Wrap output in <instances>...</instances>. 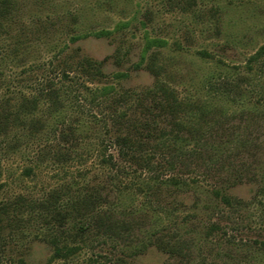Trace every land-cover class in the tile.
Wrapping results in <instances>:
<instances>
[{
  "label": "rangeland",
  "instance_id": "obj_1",
  "mask_svg": "<svg viewBox=\"0 0 264 264\" xmlns=\"http://www.w3.org/2000/svg\"><path fill=\"white\" fill-rule=\"evenodd\" d=\"M0 7V111L70 73L55 84L62 108L41 100L0 133V251L11 264H264V55L249 61L264 47V0ZM125 134L133 158L111 144ZM53 194L61 216L42 217ZM88 194L91 215L72 206ZM62 236L79 251L52 262L49 240Z\"/></svg>",
  "mask_w": 264,
  "mask_h": 264
},
{
  "label": "trees",
  "instance_id": "obj_2",
  "mask_svg": "<svg viewBox=\"0 0 264 264\" xmlns=\"http://www.w3.org/2000/svg\"><path fill=\"white\" fill-rule=\"evenodd\" d=\"M3 12H5V10L3 8L0 7V16L3 15ZM104 34V33H102ZM100 34H98L97 36H99ZM148 49V48H147ZM146 49V50H147ZM203 55H205V53H203ZM262 55H264V47H261L259 50H257L255 52V54L249 59V61H257ZM87 65H82L83 68H88V65H90V63L88 61ZM83 72H86V74L88 73V70L85 71V69H83ZM99 72V71H97ZM68 74H70L69 72L61 69L60 70V74H58V76H56V78H58V81H50L48 82V84L45 85V87H43L40 91H39V95L32 97L31 99L28 98H22L18 105V110L16 112H14L13 114L8 112L5 107L2 108V111H0V133L4 134L8 131V129L10 128V124H14L16 121H20L25 119L26 117L30 116L34 110L37 108L39 102L41 100H43L47 106H49L50 109H53L54 112L58 111L59 108L63 107L64 105V99L65 95L67 96V94H65L64 90L61 91V86H56L55 84H63L65 80H68ZM91 76V75H90ZM118 78H122L121 76H117ZM82 86L84 89L88 90V87H85V85H80ZM112 89L111 88H104L101 90H97L95 92H92L90 94V98L89 101L90 103L96 105L97 106L100 104V98L104 97L108 92H110ZM228 91V90H227ZM63 97V98H62ZM96 103V104H95ZM160 101H155L154 105L159 107ZM152 108V105L150 106ZM149 107V109H151ZM113 117L112 115L110 116V118ZM66 123V120L63 121ZM68 122V121H67ZM112 125H115L116 129H119L120 127H122V124H120V122L118 123L115 119L112 118L111 120ZM41 121L40 120H35L32 118V120L30 121V125L31 128L35 129V127L40 124ZM107 125H105V128L108 127V122L106 123ZM191 132L193 131L192 128L190 129ZM198 132L199 130H201V128L196 129ZM195 132V131H194ZM198 132H195L196 134H198ZM139 145H146L148 143V139L151 138L152 134H145V136L141 137V134L139 135ZM114 147H116L118 149V153L122 156V157H131L133 158L134 156L131 154L132 151V147L134 146V142H132L130 140V136L125 134V135H119V137H115L111 143ZM139 148H143V147H139ZM60 155V154H59ZM102 164L107 165L108 167H112L113 166V157L108 155V156H103L101 161ZM32 173L31 168H26L25 169V174L26 175H30ZM216 195L219 196V193L216 192ZM57 195H51L50 199H54L56 198ZM223 201L225 203H228V200L226 197H222ZM98 198H96L95 195H85L83 197H80V199L74 201L72 203L73 208L76 210V208H84V210H86L87 215H91L90 213L94 210V205L96 206V203ZM57 200H53L51 202L48 203H40V205L38 206L42 212V217H46V216H61L59 210L57 209V206L55 205ZM7 211L5 209V207H0V214H6L7 215ZM0 215V218H3ZM94 218V216L92 217ZM10 219V218H9ZM94 220V219H93ZM0 222L1 219H0ZM89 228V225L87 224H82L79 225L77 227V230L75 232L74 236H80L83 233H85ZM49 244L50 247L52 249V257H51V261H61V262H65L69 259V257L73 256L74 254H76L79 251V247L75 246V245H69L66 241H64L63 236L61 237V239H57V238H51V240H49ZM166 243H164L163 241L160 240V243H158L159 249L160 250H164L167 246V248H169V245H165ZM169 250H172L171 248H169ZM7 257L4 255V251H0V264H11L9 259H6ZM5 259V260H4ZM22 264V263H21Z\"/></svg>",
  "mask_w": 264,
  "mask_h": 264
}]
</instances>
